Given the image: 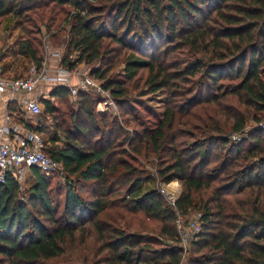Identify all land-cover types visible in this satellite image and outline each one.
Instances as JSON below:
<instances>
[{
  "label": "trees",
  "instance_id": "16d2710c",
  "mask_svg": "<svg viewBox=\"0 0 264 264\" xmlns=\"http://www.w3.org/2000/svg\"><path fill=\"white\" fill-rule=\"evenodd\" d=\"M10 18L24 31L18 53L38 66L41 24L71 22L62 65L100 62L90 75L119 113L83 90L66 110L44 101L46 152L66 178L30 167L21 192L6 175L0 264H264V129L228 138L264 119V0H0V24ZM163 91L159 114L144 97ZM69 94L58 86L51 98ZM142 156L182 185L175 206L144 190ZM192 209L201 231L185 260L176 220ZM139 215L156 229L135 228Z\"/></svg>",
  "mask_w": 264,
  "mask_h": 264
},
{
  "label": "built area",
  "instance_id": "2783aa9c",
  "mask_svg": "<svg viewBox=\"0 0 264 264\" xmlns=\"http://www.w3.org/2000/svg\"><path fill=\"white\" fill-rule=\"evenodd\" d=\"M62 53L60 50L48 52L41 66L32 62L26 76L8 77L5 75V67L0 62V91H10L11 93H31L40 84L58 87L67 86L70 89V97L77 99L80 90L86 92L99 93L100 101L98 106L103 109L99 112L111 111L116 114L117 108L111 93L102 87V83L93 79L88 72H79V84L73 86L70 83L72 72L62 65ZM54 57L56 64L53 66L50 59ZM69 85V86H68ZM25 111H28L32 116L40 117L44 113L42 102L38 99H29L23 103ZM10 120L6 118V122ZM41 121L36 122V126H41ZM255 128L264 129V119L255 122ZM21 132L17 126L11 130L8 126L0 125V134L11 136L5 141H0V183L5 182V177L8 173L14 174L19 180L21 187L24 186L25 169L37 167L44 170L49 176H57L62 181H65L66 174L63 165L48 155L47 145L40 132L36 130L21 128ZM26 129V130H25ZM248 128L242 132L232 133L229 138L233 142L241 141L248 132ZM169 188V187H168ZM167 185H162L158 190L166 198H169L175 206V192H171ZM201 213H198L193 221L189 222L187 216H179L176 220V225L179 231V242L177 245L182 249L184 259H186L190 242L201 231Z\"/></svg>",
  "mask_w": 264,
  "mask_h": 264
},
{
  "label": "rangeland",
  "instance_id": "374dc122",
  "mask_svg": "<svg viewBox=\"0 0 264 264\" xmlns=\"http://www.w3.org/2000/svg\"><path fill=\"white\" fill-rule=\"evenodd\" d=\"M68 9V8H67ZM69 10H71L69 8ZM12 20V22H10L7 25H11L13 27V25H15L17 27V22L15 19H9ZM9 26V27H11ZM41 30H42V37H43V43L41 45V49H42V53L41 55H43L44 59L46 58L48 52L51 50L52 51H56V50H60L62 53V62L64 57H66V54L69 50V42H70V29H71V22H67V23H63L61 25L60 28H57L56 26L51 27L50 29L47 28V26L45 24H41L40 26ZM10 30V29H8ZM20 30V34L24 36V31L19 27ZM6 35L8 34H2L1 38H0V49L2 48V46L5 44L4 40L6 39ZM77 53H80L78 51H73L71 53V58L70 59H74L75 55H77ZM74 57V58H73ZM83 65L81 70H78V72L80 71H85L88 72L90 74L91 70L95 69L96 67L100 66V62H95L92 65H86V64H82L79 63L77 64L75 70H77V68L79 67V65ZM76 65V64H75ZM124 67L123 63H119V69H122ZM91 76V75H90ZM92 77V76H91ZM93 79L103 83L102 80L97 79L92 77ZM80 82V81H79ZM78 83H75L71 80V84L73 86H77ZM71 93V92H70ZM94 93L96 95L99 96V93L97 92H91ZM144 99H146V101L151 104L153 107H155V109L158 111L159 114H162L165 108V103H166V99H167V93L166 92H160L158 94H149L146 97H144ZM77 100V99H76ZM76 100L70 97V94L66 97V98H54L51 100V102L56 105L58 108L62 109V110H66L68 107H72L76 105ZM117 108V106H116ZM45 109V106H44ZM102 106H97V111H101ZM117 114L118 109H117ZM53 122L52 119H46L41 126H37V131L41 133L46 145H47V149L50 147V138L52 136L53 132ZM255 122L254 121H248L246 128H248L250 131L251 129L255 128L254 127ZM39 127V128H38ZM40 127H47V128H43L44 130H40ZM232 133L228 134V138L229 135H231ZM138 162L136 163V166L141 167V168H145L149 171V176L147 178V181L145 183L144 186V190H150V189H159L162 185H167V188L171 191V192H175V197L176 200L179 198L181 191H182V185L178 182V181H173L169 184L164 183L163 181L160 180L159 175H158V159L156 158V156H152L150 158H144L142 157H137ZM27 180V179H26ZM28 184H30L31 182L29 180H27ZM60 182H63L62 180H60ZM25 186L23 187V189H21V192H24L25 190ZM23 195V194H22ZM166 198V197H165ZM168 203L170 205H173L171 200L169 198H166ZM174 206V205H173ZM200 213L199 210L196 209H192L189 214H188V219L189 222L193 221V219L197 216V214ZM182 216L179 212L177 213V217ZM142 215H139L137 217V219L135 220V228H142L143 231L145 232H149L152 229H156L157 224H155L154 222H148V225H146L145 227H142ZM188 256V255H187ZM186 260V259H185ZM60 260H55L53 261L54 264H60Z\"/></svg>",
  "mask_w": 264,
  "mask_h": 264
},
{
  "label": "crops",
  "instance_id": "0c3cea01",
  "mask_svg": "<svg viewBox=\"0 0 264 264\" xmlns=\"http://www.w3.org/2000/svg\"><path fill=\"white\" fill-rule=\"evenodd\" d=\"M10 22H12V20L7 19L0 24V38L2 34H8L6 35L7 40H4L5 44L0 49V62L5 67L6 76L8 77L26 76L31 63L34 61L18 53V43L23 37L22 35H19L20 30L18 27H16L15 25H13V27L11 25H7ZM80 55H81L80 53H77V55L74 56L75 58L73 57L74 59H71V63L78 62ZM50 62L53 66L57 63L54 57L50 59ZM82 66L83 65L80 64L77 70L75 72H72L73 75L70 78V83L71 80L75 83L79 82L80 71L78 72V70H81ZM51 92H52L51 87L46 84H40L35 89V91L31 93H11L10 91H0V125L8 126L11 128V130L15 128V126H17L21 132L23 131L21 128H26V129L37 128L36 126L37 121H41V123H43L46 120L45 114L43 113L40 117L32 116L28 111H25L26 109H24L22 103L29 99L38 98L42 102L44 108L45 106L44 101L46 99H51V100L54 99L51 98ZM10 107H16V111H11ZM7 117L10 118L8 122H6ZM10 137L11 136L8 137L0 134V141H5L7 140V138ZM29 171H30L29 168L25 169L24 181H26L27 179L31 182Z\"/></svg>",
  "mask_w": 264,
  "mask_h": 264
},
{
  "label": "water",
  "instance_id": "95a60500",
  "mask_svg": "<svg viewBox=\"0 0 264 264\" xmlns=\"http://www.w3.org/2000/svg\"><path fill=\"white\" fill-rule=\"evenodd\" d=\"M50 87H51V89L53 90L54 87H53L52 85H51Z\"/></svg>",
  "mask_w": 264,
  "mask_h": 264
}]
</instances>
